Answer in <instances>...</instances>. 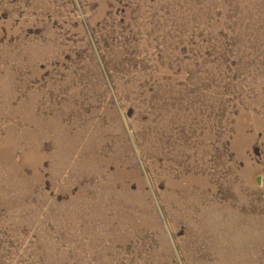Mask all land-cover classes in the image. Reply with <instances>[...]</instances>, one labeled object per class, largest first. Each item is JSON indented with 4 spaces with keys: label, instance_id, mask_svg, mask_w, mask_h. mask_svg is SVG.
Wrapping results in <instances>:
<instances>
[{
    "label": "rangeland",
    "instance_id": "374dc122",
    "mask_svg": "<svg viewBox=\"0 0 264 264\" xmlns=\"http://www.w3.org/2000/svg\"><path fill=\"white\" fill-rule=\"evenodd\" d=\"M0 264H264V0H0Z\"/></svg>",
    "mask_w": 264,
    "mask_h": 264
}]
</instances>
